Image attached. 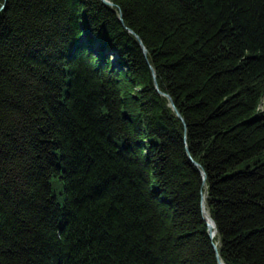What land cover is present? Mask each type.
<instances>
[{"label": "trees", "instance_id": "trees-1", "mask_svg": "<svg viewBox=\"0 0 264 264\" xmlns=\"http://www.w3.org/2000/svg\"><path fill=\"white\" fill-rule=\"evenodd\" d=\"M108 1L0 0V264H264V0Z\"/></svg>", "mask_w": 264, "mask_h": 264}, {"label": "water", "instance_id": "water-1", "mask_svg": "<svg viewBox=\"0 0 264 264\" xmlns=\"http://www.w3.org/2000/svg\"><path fill=\"white\" fill-rule=\"evenodd\" d=\"M101 1H102L104 4H106V5L113 6V4H112L110 1H108V0H101ZM119 20H120V22L123 24V20H122V15H121V14L119 15ZM123 26H124V24H123ZM124 28H125L130 34H132V35L136 38V40H137V41L139 42V44H140V47H141V49H142V51H143L144 56H146V55H147V49L145 48V46H144L143 43L141 42L140 38H139V37H138V36H137L132 30H130V29L127 28L126 26H124ZM153 74H154V72H153ZM154 86H155V88H156V91H157L159 94L164 95L166 98H168V100H169V102H170V106L172 107V109L176 112L177 116H178L181 120H183L182 116H181V115L178 113V111L176 110V108H175V106H174V104H173V101H172L171 97H170L169 95L163 94V93L158 89V86H157L156 81L154 82ZM186 151H187V153L189 154V151H188L187 148H186ZM190 159H191V161L195 164V166H197V164L192 160L191 157H190ZM201 174H202V179L204 180V179H205V176L203 175L202 172H201ZM202 212H203V215H204V217L206 218V220L209 221V223H208V227L210 228V230H211V228L213 229V232H212V231L210 232V238H213V237L216 235V233H217V229H216V225H215L213 219L208 215V213H207L206 210H205L204 197L202 198ZM210 226H211V227H210ZM213 249H214V251H215V253H216V258H217L218 264H224V263L222 262V260L220 259L219 255H218L217 248H216L215 245H213Z\"/></svg>", "mask_w": 264, "mask_h": 264}, {"label": "rangeland", "instance_id": "rangeland-1", "mask_svg": "<svg viewBox=\"0 0 264 264\" xmlns=\"http://www.w3.org/2000/svg\"><path fill=\"white\" fill-rule=\"evenodd\" d=\"M108 58H109L108 60L111 61L112 59H114V55L113 54H110V55H108ZM260 109L262 111H264V99L262 101V104L260 106ZM262 160L264 161V156L262 157ZM254 161H255V159H251L250 162H249V165L252 166V163ZM243 169H246V163H242V164L238 165L237 168H236V170H243Z\"/></svg>", "mask_w": 264, "mask_h": 264}, {"label": "bare ground", "instance_id": "bare-ground-1", "mask_svg": "<svg viewBox=\"0 0 264 264\" xmlns=\"http://www.w3.org/2000/svg\"><path fill=\"white\" fill-rule=\"evenodd\" d=\"M208 223H209V221H208ZM211 227V226H210ZM211 231L213 232V229L211 228Z\"/></svg>", "mask_w": 264, "mask_h": 264}]
</instances>
